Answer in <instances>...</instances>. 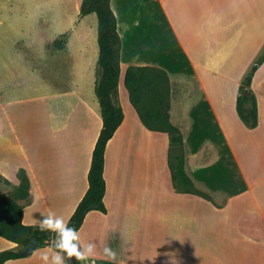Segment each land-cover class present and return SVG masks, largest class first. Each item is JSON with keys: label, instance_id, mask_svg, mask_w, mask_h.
<instances>
[{"label": "crops", "instance_id": "1", "mask_svg": "<svg viewBox=\"0 0 264 264\" xmlns=\"http://www.w3.org/2000/svg\"><path fill=\"white\" fill-rule=\"evenodd\" d=\"M67 1L71 6L61 14L66 28L44 41L46 46L51 40L49 48L57 51V81L66 86L41 99L43 125L51 136L42 153L19 136L13 121L0 118V192L13 194L25 170L30 196L18 202L24 206V223L36 227L49 211L70 220L88 191L103 126L95 93L98 18L81 15L83 0ZM157 2L111 0L122 41L124 120L106 148L107 211L89 212L79 230L81 243H94L96 253L80 263L264 264V61L259 62L264 0ZM168 38L181 50L180 58L170 52ZM44 59L48 65V56ZM130 67L167 73L169 119L183 140L179 151L168 133L144 125L125 82ZM245 79L251 81L246 91L258 100L253 128L237 109ZM36 102L8 103L25 107ZM178 154L196 194L179 190L174 182L170 163ZM17 246L0 237V252ZM47 246L15 260L43 264L40 256ZM104 247L117 253L116 261L104 258Z\"/></svg>", "mask_w": 264, "mask_h": 264}, {"label": "trees", "instance_id": "2", "mask_svg": "<svg viewBox=\"0 0 264 264\" xmlns=\"http://www.w3.org/2000/svg\"><path fill=\"white\" fill-rule=\"evenodd\" d=\"M92 13L98 18L100 73L95 83V93L100 104L103 126L93 152L88 191L68 221L69 226H74L78 231L89 212L107 211L104 204L106 148L124 120V110L119 103L122 41L111 0H83L81 15L86 16ZM59 43L60 41L56 40L53 46L58 47ZM263 61L264 53L259 59V62ZM125 82L130 92L131 102L136 107L144 125L150 130L168 133L172 146L179 151L183 140L180 131L169 119L170 86L167 73L157 68L130 67L127 70ZM250 87L251 81L245 79L237 98V109L244 123L253 128L258 124V100L253 91H246ZM170 165L178 189L198 193L185 172L184 159L180 154L176 156L175 163L172 162ZM18 177L20 184L13 194L6 196L0 192V237L18 245L15 249L0 252V264H4L7 259L25 257L22 250L32 239L38 241L39 247L47 246L53 235L40 231L39 227L24 223V206L19 204L18 200H28L30 180L25 170H21ZM178 180L182 185L177 183ZM78 264L81 263L78 262Z\"/></svg>", "mask_w": 264, "mask_h": 264}, {"label": "rangeland", "instance_id": "3", "mask_svg": "<svg viewBox=\"0 0 264 264\" xmlns=\"http://www.w3.org/2000/svg\"><path fill=\"white\" fill-rule=\"evenodd\" d=\"M153 3L158 6L157 0ZM69 6L67 0H0V118L6 124L13 121L19 136L38 145L41 153L51 137L43 125L45 100L41 99L66 86L57 81V51L49 48L51 40L46 46L44 41L55 39L66 28L61 14ZM168 48L180 58L181 50L174 48L169 38ZM47 56L48 65L44 64ZM22 99L37 100L38 104L23 107L8 103Z\"/></svg>", "mask_w": 264, "mask_h": 264}, {"label": "clouds", "instance_id": "4", "mask_svg": "<svg viewBox=\"0 0 264 264\" xmlns=\"http://www.w3.org/2000/svg\"><path fill=\"white\" fill-rule=\"evenodd\" d=\"M40 231L52 235L48 246L42 250L40 259L43 264H68V261L75 258V261H87L96 253L94 243H81L80 232L73 226L70 227L63 216L49 211L38 220ZM103 256L105 259L116 261L117 253L111 247H104ZM4 264H20L18 260L7 259Z\"/></svg>", "mask_w": 264, "mask_h": 264}, {"label": "water", "instance_id": "5", "mask_svg": "<svg viewBox=\"0 0 264 264\" xmlns=\"http://www.w3.org/2000/svg\"><path fill=\"white\" fill-rule=\"evenodd\" d=\"M38 247H39L38 241L36 239H32L31 242L22 250V254L25 256H29ZM68 264H78V262L75 261V258H72V260L68 261Z\"/></svg>", "mask_w": 264, "mask_h": 264}]
</instances>
